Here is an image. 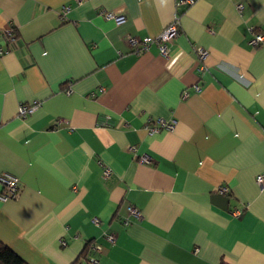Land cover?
I'll return each mask as SVG.
<instances>
[{
    "label": "crops",
    "instance_id": "0c3cea01",
    "mask_svg": "<svg viewBox=\"0 0 264 264\" xmlns=\"http://www.w3.org/2000/svg\"><path fill=\"white\" fill-rule=\"evenodd\" d=\"M179 1L0 0V242L26 264H264V0Z\"/></svg>",
    "mask_w": 264,
    "mask_h": 264
},
{
    "label": "built area",
    "instance_id": "2783aa9c",
    "mask_svg": "<svg viewBox=\"0 0 264 264\" xmlns=\"http://www.w3.org/2000/svg\"><path fill=\"white\" fill-rule=\"evenodd\" d=\"M82 0H75L76 3L81 2ZM195 0H181L179 1L177 4L178 5H183V4H187V5H191L194 3ZM240 7V6H239ZM238 7V9H240ZM69 6H64L62 8V14L64 15L66 11H68ZM104 15V17L106 19L112 20L116 25H119L121 23L124 22V16H117L112 12H104L101 13ZM251 39H250V43L254 46H264V33H257L255 30L251 29ZM2 34L8 39V40H13L14 39V29L11 26H8L6 28H4L2 30ZM179 34L178 31V21H177V17H175L170 24L167 26V28H165L162 33L156 37H146L143 38L140 43L142 46V49H146L147 46L151 43H155L159 52V55L162 57H167L168 56V46H167V42L169 39L176 37ZM129 45H134L137 44L138 41L135 38H129L127 40ZM196 52H197V56L200 59H204L205 56L207 55V51L198 47L196 48ZM195 90L198 91L199 88L195 87ZM188 97V92H184L183 93V98ZM27 108L25 107H20L19 108V113L21 115L24 116V114L27 112ZM156 125L153 126H149L147 128L149 133H156L158 132L160 129H166V130H171L174 128L176 121L174 119H169V120H165L162 118H158L156 120ZM141 163H147V158L145 156H142L139 160ZM110 174V170L108 168H106L104 170V176H108ZM256 183L259 187L264 188V172L257 175L256 176ZM0 185L3 189V193L0 194V200H7V199H14L18 196L19 194V180L18 178L7 174V173H3L0 175ZM221 192L224 193L225 189H221ZM127 211L128 214L135 217V218H139L140 217V212L137 208L133 207V206H128L127 207ZM125 225H127L129 223V221L126 219L124 221ZM107 239L109 241H113L114 237L109 235L107 236ZM66 244L65 242H61V246L64 247ZM91 250L96 254V252H98L99 248L96 246H92ZM88 264H99V261L96 257L91 256L89 258V262Z\"/></svg>",
    "mask_w": 264,
    "mask_h": 264
},
{
    "label": "trees",
    "instance_id": "16d2710c",
    "mask_svg": "<svg viewBox=\"0 0 264 264\" xmlns=\"http://www.w3.org/2000/svg\"><path fill=\"white\" fill-rule=\"evenodd\" d=\"M0 264H26L18 255L0 242Z\"/></svg>",
    "mask_w": 264,
    "mask_h": 264
}]
</instances>
